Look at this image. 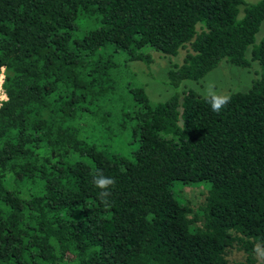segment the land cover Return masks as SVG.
<instances>
[{"label":"trees","instance_id":"trees-1","mask_svg":"<svg viewBox=\"0 0 264 264\" xmlns=\"http://www.w3.org/2000/svg\"><path fill=\"white\" fill-rule=\"evenodd\" d=\"M263 20L264 0H0V264H264ZM182 49L166 99L122 82ZM222 60L260 75L219 113L178 92Z\"/></svg>","mask_w":264,"mask_h":264},{"label":"rangeland","instance_id":"rangeland-1","mask_svg":"<svg viewBox=\"0 0 264 264\" xmlns=\"http://www.w3.org/2000/svg\"><path fill=\"white\" fill-rule=\"evenodd\" d=\"M256 2L257 0H247ZM241 16V15H240ZM264 37V20L261 22L258 32L255 35V42L258 43ZM153 57L150 63L134 61L126 65L123 72V83L131 86H140L144 89L145 94L151 101L166 99L171 93L172 88L167 84V70L171 64H180L185 54V49H182L175 56H165L154 50H148ZM250 56L249 49L247 57ZM259 65L256 61H251L248 67H240L225 60H222L218 65L208 72L202 79L198 81L183 80L180 83L178 92L193 90L201 96L207 95V86L211 82L215 85V90L219 93L228 95L234 92L247 91L252 81L259 77ZM0 86L4 77V69L0 74ZM183 98V93L181 95ZM5 99V93L0 87V102ZM187 97L182 100L183 105L180 107L182 120H185V106ZM205 188L202 185H191L182 188V193L188 199L193 207H196L204 198ZM226 258L229 264H244L246 254L236 245L227 249ZM255 262L250 264H263L262 255L259 251L254 254Z\"/></svg>","mask_w":264,"mask_h":264},{"label":"clouds","instance_id":"clouds-1","mask_svg":"<svg viewBox=\"0 0 264 264\" xmlns=\"http://www.w3.org/2000/svg\"><path fill=\"white\" fill-rule=\"evenodd\" d=\"M206 99L211 105V108L214 112L219 113L229 102L230 97L223 93H219L215 90V85L213 83H209L207 86V95ZM93 184L101 189H104L99 195L101 199L105 203V207L108 206V197L110 196V191L108 189L110 186L115 185L114 178L104 177L103 175L94 176Z\"/></svg>","mask_w":264,"mask_h":264},{"label":"built area","instance_id":"built-area-1","mask_svg":"<svg viewBox=\"0 0 264 264\" xmlns=\"http://www.w3.org/2000/svg\"><path fill=\"white\" fill-rule=\"evenodd\" d=\"M1 77V76H0ZM1 87V86H0Z\"/></svg>","mask_w":264,"mask_h":264}]
</instances>
